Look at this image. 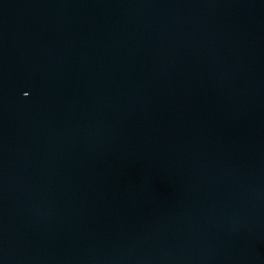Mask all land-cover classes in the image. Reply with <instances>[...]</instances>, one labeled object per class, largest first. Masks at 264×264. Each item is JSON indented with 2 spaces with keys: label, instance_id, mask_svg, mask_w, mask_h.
<instances>
[{
  "label": "water",
  "instance_id": "water-1",
  "mask_svg": "<svg viewBox=\"0 0 264 264\" xmlns=\"http://www.w3.org/2000/svg\"><path fill=\"white\" fill-rule=\"evenodd\" d=\"M0 264H264V0H0Z\"/></svg>",
  "mask_w": 264,
  "mask_h": 264
},
{
  "label": "snow or ice",
  "instance_id": "snow-or-ice-1",
  "mask_svg": "<svg viewBox=\"0 0 264 264\" xmlns=\"http://www.w3.org/2000/svg\"><path fill=\"white\" fill-rule=\"evenodd\" d=\"M24 95H25V96H27V95H28V93H27V92H25V93H24Z\"/></svg>",
  "mask_w": 264,
  "mask_h": 264
}]
</instances>
